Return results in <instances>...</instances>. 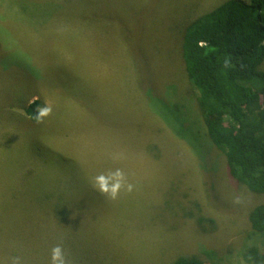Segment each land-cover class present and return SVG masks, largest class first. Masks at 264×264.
Listing matches in <instances>:
<instances>
[{
    "label": "rangeland",
    "instance_id": "374dc122",
    "mask_svg": "<svg viewBox=\"0 0 264 264\" xmlns=\"http://www.w3.org/2000/svg\"><path fill=\"white\" fill-rule=\"evenodd\" d=\"M224 1L0 0V264L57 244L71 264L264 253V195L229 175L174 55L182 21ZM117 168L134 188L112 200L93 185Z\"/></svg>",
    "mask_w": 264,
    "mask_h": 264
},
{
    "label": "trees",
    "instance_id": "16d2710c",
    "mask_svg": "<svg viewBox=\"0 0 264 264\" xmlns=\"http://www.w3.org/2000/svg\"><path fill=\"white\" fill-rule=\"evenodd\" d=\"M176 37L174 55L197 90L207 137L224 155L229 175L264 195V70L259 68L264 62V0H226L183 20ZM40 106L39 100L29 106L35 120ZM248 219L255 233L264 234V204L252 208ZM209 255L205 260L180 257L170 264H217V255ZM242 259L264 264V253L253 247Z\"/></svg>",
    "mask_w": 264,
    "mask_h": 264
},
{
    "label": "clouds",
    "instance_id": "9594fccd",
    "mask_svg": "<svg viewBox=\"0 0 264 264\" xmlns=\"http://www.w3.org/2000/svg\"><path fill=\"white\" fill-rule=\"evenodd\" d=\"M93 186L99 193L108 196L112 200L119 197L122 189L130 193L134 188V185L127 181L125 172L120 168L110 171L107 175L96 176ZM13 264H21L20 258H14ZM50 264H71L62 245L57 244L52 247Z\"/></svg>",
    "mask_w": 264,
    "mask_h": 264
}]
</instances>
